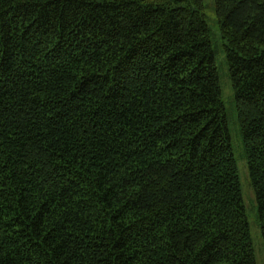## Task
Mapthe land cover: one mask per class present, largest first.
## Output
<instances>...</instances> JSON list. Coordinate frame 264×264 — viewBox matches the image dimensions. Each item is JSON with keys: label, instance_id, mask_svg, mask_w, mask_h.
Here are the masks:
<instances>
[{"label": "trees", "instance_id": "1", "mask_svg": "<svg viewBox=\"0 0 264 264\" xmlns=\"http://www.w3.org/2000/svg\"><path fill=\"white\" fill-rule=\"evenodd\" d=\"M264 243V0H214ZM0 264H256L203 0H0Z\"/></svg>", "mask_w": 264, "mask_h": 264}, {"label": "rangeland", "instance_id": "2", "mask_svg": "<svg viewBox=\"0 0 264 264\" xmlns=\"http://www.w3.org/2000/svg\"><path fill=\"white\" fill-rule=\"evenodd\" d=\"M206 21L211 32L212 48L221 87V97L226 111L231 147L238 167V177L242 190L246 216L249 224L256 264H264V243L257 220V207L250 185L242 136L237 124L234 92L229 79L228 64L220 38V29L214 11V0H203Z\"/></svg>", "mask_w": 264, "mask_h": 264}]
</instances>
